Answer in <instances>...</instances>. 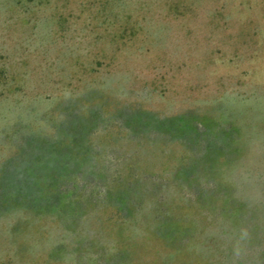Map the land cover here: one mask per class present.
Here are the masks:
<instances>
[{"label": "rangeland", "instance_id": "374dc122", "mask_svg": "<svg viewBox=\"0 0 264 264\" xmlns=\"http://www.w3.org/2000/svg\"><path fill=\"white\" fill-rule=\"evenodd\" d=\"M0 264H264V0H0Z\"/></svg>", "mask_w": 264, "mask_h": 264}]
</instances>
